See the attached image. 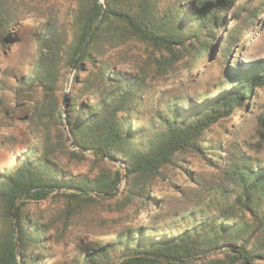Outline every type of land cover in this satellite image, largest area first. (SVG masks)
<instances>
[{
    "label": "trees",
    "instance_id": "16d2710c",
    "mask_svg": "<svg viewBox=\"0 0 264 264\" xmlns=\"http://www.w3.org/2000/svg\"><path fill=\"white\" fill-rule=\"evenodd\" d=\"M100 1L0 0L4 48L21 20H45L33 71L13 85L0 82V264H59L50 257L60 231L105 205L123 226L109 242L79 247L71 264H264V115L255 144L238 141L236 124L264 87V62L229 68L231 84L201 103L157 83L187 56L195 70L216 52L237 49L264 0ZM137 47L145 48L135 57L141 64L126 70L124 58ZM66 126L81 151L70 148ZM187 157L205 162L219 181L206 187L191 175L214 196L172 212L155 187L176 169L183 173ZM84 163L91 164L84 173L71 167ZM49 199L62 203L56 216L30 209Z\"/></svg>",
    "mask_w": 264,
    "mask_h": 264
},
{
    "label": "rangeland",
    "instance_id": "374dc122",
    "mask_svg": "<svg viewBox=\"0 0 264 264\" xmlns=\"http://www.w3.org/2000/svg\"><path fill=\"white\" fill-rule=\"evenodd\" d=\"M189 1V0H188ZM192 3L198 0H190ZM259 1H251L252 5H258ZM237 4L236 6H238ZM193 6V4L191 5ZM190 6V7H191ZM232 10L228 11L224 21L225 28L232 24ZM45 20L34 17L30 14L28 18L21 20L11 29L14 34L15 42L8 48H4L0 38V82L3 78L9 85L15 84V78L29 75L39 57L38 37L44 31ZM225 30V29H224ZM223 31V29H222ZM223 36V33H220ZM139 53H145V48L138 50L132 48L128 54L132 59L128 60L127 55L122 67L132 71L140 66L141 61L135 58ZM123 59V60H124ZM191 55L181 60L178 65V71L169 78L158 80V86L169 93H182L191 96L194 102L201 103L206 99L214 98L222 92V85L228 87L232 79L228 75L229 68L246 69L251 65L264 62V12H262L258 22L251 28L239 43L237 49H233L226 57H221L218 52L214 57L201 61V65L195 70L189 69ZM75 73L70 79L74 78ZM14 79H13V78ZM68 85V84H67ZM66 85V88H67ZM66 91V89H65ZM255 95L249 101L250 112L237 117L236 124L238 129V141L241 143L253 142L255 138L257 119L264 115V87L255 90ZM230 133L233 135L232 124H227ZM5 132H0V138ZM264 160V150L260 155ZM187 167L182 171L176 169L170 174V179L165 182H159L155 187L158 193L157 200H165V208L172 212H183L187 207H193L202 200H210L214 196L212 189L201 190L195 185L190 176H201L207 182V186H212L219 181L217 173L198 158L187 157ZM72 169L78 172H87L91 167L90 163L72 165ZM125 189V182L120 185L118 194H122ZM156 196V195H154ZM118 203V202H117ZM62 203L54 199H49L40 204H31L30 209L34 212L44 214L48 217L56 216L61 209ZM109 207L91 206L86 212L85 218L76 226L71 227L66 233L63 230L58 234V238L53 241L52 253L59 264H71L79 247H87L92 244H101L109 242L113 238V233L119 230L123 225L116 222L115 218L120 217L119 213L108 212ZM128 223V222H127ZM53 260H48L46 264H52Z\"/></svg>",
    "mask_w": 264,
    "mask_h": 264
},
{
    "label": "water",
    "instance_id": "95a60500",
    "mask_svg": "<svg viewBox=\"0 0 264 264\" xmlns=\"http://www.w3.org/2000/svg\"><path fill=\"white\" fill-rule=\"evenodd\" d=\"M101 4H102V1L98 0ZM103 13H104V6H103ZM100 21L101 19L98 20L95 28L93 29L92 33L87 37L85 43L83 44L82 46V50L86 47L87 43L89 42L90 38H91V35L95 32V30L97 29L98 25L100 24ZM77 61L76 60V63H75V66H77ZM75 73V69H73L72 71V76L73 74ZM71 86H72V77L71 79L69 80L68 82V85H67V88H66V91H65V97H64V108H66L67 106V103H68V97H69V94H70V90H71ZM65 131H66V136H67V140L69 142V146L72 150H75V151H81L80 149L76 148L75 144H74V141L72 140L71 138V135H70V132H69V129L67 128V126L65 127ZM91 154V152H89ZM108 160H112V159H109L107 158ZM113 162H116L115 160H113ZM104 196H107V195H104ZM22 201V199L18 200L17 203H16V206H15V210H14V216H13V219L16 220V211H17V206L18 204ZM15 227H16V224H15ZM19 256L21 258V255H20V251H19ZM242 261L244 262V264H250L249 262H247L245 259H242ZM120 261L116 262L115 264L119 263Z\"/></svg>",
    "mask_w": 264,
    "mask_h": 264
}]
</instances>
